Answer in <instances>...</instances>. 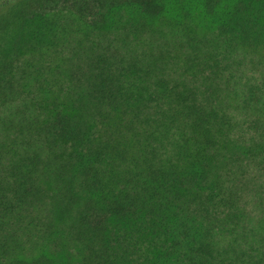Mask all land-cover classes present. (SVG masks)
Listing matches in <instances>:
<instances>
[{"label": "trees", "instance_id": "obj_1", "mask_svg": "<svg viewBox=\"0 0 264 264\" xmlns=\"http://www.w3.org/2000/svg\"><path fill=\"white\" fill-rule=\"evenodd\" d=\"M0 264H264V0H0Z\"/></svg>", "mask_w": 264, "mask_h": 264}]
</instances>
